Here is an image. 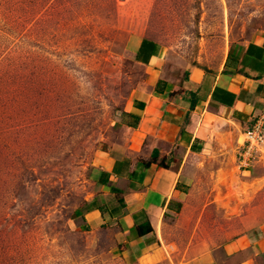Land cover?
<instances>
[{"label":"rangeland","instance_id":"374dc122","mask_svg":"<svg viewBox=\"0 0 264 264\" xmlns=\"http://www.w3.org/2000/svg\"><path fill=\"white\" fill-rule=\"evenodd\" d=\"M259 34L264 0H0V264H119L113 230L72 215L147 78L132 48L215 67Z\"/></svg>","mask_w":264,"mask_h":264},{"label":"crops","instance_id":"0c3cea01","mask_svg":"<svg viewBox=\"0 0 264 264\" xmlns=\"http://www.w3.org/2000/svg\"><path fill=\"white\" fill-rule=\"evenodd\" d=\"M142 39L132 60L147 78L125 109L133 117L92 162L89 201L105 212L82 221L113 230L109 253L119 264H264V146L240 163L245 132L264 122V65L261 74L237 65L251 77L224 73L230 44L264 47V34L228 43L215 67L172 63L161 52L137 63ZM205 176L208 193L195 196Z\"/></svg>","mask_w":264,"mask_h":264},{"label":"trees","instance_id":"16d2710c","mask_svg":"<svg viewBox=\"0 0 264 264\" xmlns=\"http://www.w3.org/2000/svg\"><path fill=\"white\" fill-rule=\"evenodd\" d=\"M237 42H242V41H237ZM157 52H158L157 44H155L151 40L143 38L141 45L136 53L135 61L137 63L146 64L152 56H156ZM238 64L242 67L249 68L255 72H259L260 74L263 73L262 71H263V65H264V47L256 45V44H249L248 47L245 48L240 43L230 44L229 51H228V57L224 65L227 69H230V70H228V72L226 70L224 71V73L230 74V75L231 74L232 75L233 74H240V75L244 74L243 76L251 77L243 72L244 69L242 67L241 68L237 67ZM193 65H198V64H193ZM176 76L177 75H174V77ZM260 77L261 76L259 75L255 77L254 79H257ZM186 78H187V74L183 73L182 79L185 80ZM190 97L192 99L191 102L193 106L197 98L195 97V95H192V94L190 95ZM123 115L125 117L127 116L133 117V115L127 114L126 112H123ZM137 121H138V118H136L134 126L136 125ZM120 125L121 124H118L117 128H119ZM102 176L103 177L102 179L100 178L99 184L105 185L109 181L108 180L109 175L103 173ZM116 199H120V198H116ZM118 202H120L119 204H122L121 200H118ZM92 211H98L101 214L105 212L104 206L100 205L97 199H94L93 201H83L82 204H80V206H78L74 210L73 215H72L73 221H75L76 219L85 220V216ZM76 230L80 232H86L88 231V226L84 224V225L77 227ZM139 231L142 232V229L140 228Z\"/></svg>","mask_w":264,"mask_h":264},{"label":"built area","instance_id":"2783aa9c","mask_svg":"<svg viewBox=\"0 0 264 264\" xmlns=\"http://www.w3.org/2000/svg\"><path fill=\"white\" fill-rule=\"evenodd\" d=\"M264 143V122L258 119L251 124L249 130L244 134L245 150L241 155L240 163L242 166H247L251 155L259 151V148Z\"/></svg>","mask_w":264,"mask_h":264}]
</instances>
